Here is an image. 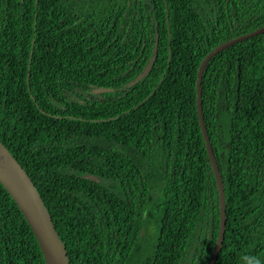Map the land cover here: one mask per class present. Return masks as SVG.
<instances>
[{"label":"trees","instance_id":"16d2710c","mask_svg":"<svg viewBox=\"0 0 264 264\" xmlns=\"http://www.w3.org/2000/svg\"><path fill=\"white\" fill-rule=\"evenodd\" d=\"M262 26L264 0H0V142L70 264H207L219 205L196 73ZM201 102L225 195L214 264H264V32L209 60ZM0 264H45L1 184Z\"/></svg>","mask_w":264,"mask_h":264},{"label":"water","instance_id":"95a60500","mask_svg":"<svg viewBox=\"0 0 264 264\" xmlns=\"http://www.w3.org/2000/svg\"><path fill=\"white\" fill-rule=\"evenodd\" d=\"M264 32V26L256 29L248 34L236 37L228 42L222 43L211 50L200 62L196 73V112L198 123L200 126L202 139L209 159V164L215 179V184L218 193L219 205V226L215 245L209 257L207 264H214L219 250L221 248L224 232H225V195L221 175L211 148L210 140L206 131L204 117L202 112L201 102V83L202 75L209 60L217 53L223 51L236 42L242 41L249 37L258 35ZM156 52V47L153 53ZM154 55L149 59L143 71L130 84L137 83L150 69ZM109 89L97 88L93 90L94 93L108 91ZM93 181H98L95 176L86 175ZM0 184L10 195L14 203L17 205L21 214L28 223L35 239L39 245L43 255L45 264H70L67 258V253L63 242L60 240L58 233L54 229L51 217L48 210L44 206L36 188L31 182L28 175L12 157L9 151L0 142Z\"/></svg>","mask_w":264,"mask_h":264},{"label":"rangeland","instance_id":"374dc122","mask_svg":"<svg viewBox=\"0 0 264 264\" xmlns=\"http://www.w3.org/2000/svg\"><path fill=\"white\" fill-rule=\"evenodd\" d=\"M157 233V228L154 225H151L149 230H147V240L146 243H149L151 239L155 238V235Z\"/></svg>","mask_w":264,"mask_h":264},{"label":"clouds","instance_id":"9594fccd","mask_svg":"<svg viewBox=\"0 0 264 264\" xmlns=\"http://www.w3.org/2000/svg\"><path fill=\"white\" fill-rule=\"evenodd\" d=\"M134 79H135V78H134ZM134 79H133V80H134ZM133 80H132V81H133ZM135 84H136V83H135ZM129 85H133V84H130V82H129ZM255 264H259V261H258V260L255 261Z\"/></svg>","mask_w":264,"mask_h":264}]
</instances>
